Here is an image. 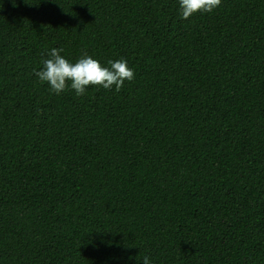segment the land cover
Masks as SVG:
<instances>
[{
  "label": "trees",
  "instance_id": "16d2710c",
  "mask_svg": "<svg viewBox=\"0 0 264 264\" xmlns=\"http://www.w3.org/2000/svg\"><path fill=\"white\" fill-rule=\"evenodd\" d=\"M53 47L134 79L55 94ZM146 255L264 264V0H0V264Z\"/></svg>",
  "mask_w": 264,
  "mask_h": 264
},
{
  "label": "clouds",
  "instance_id": "9594fccd",
  "mask_svg": "<svg viewBox=\"0 0 264 264\" xmlns=\"http://www.w3.org/2000/svg\"><path fill=\"white\" fill-rule=\"evenodd\" d=\"M220 3L221 0H178V11L180 18L187 20L196 13L212 12ZM62 52V48L49 49L47 58L42 60L43 66L34 70L39 81L47 83L55 94L70 87L77 96H82L89 86L118 92L126 80L131 82L134 79V70L126 59L108 60L105 64L85 52L73 62ZM141 260L143 264H152L147 255Z\"/></svg>",
  "mask_w": 264,
  "mask_h": 264
}]
</instances>
